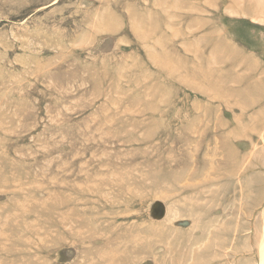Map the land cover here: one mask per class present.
<instances>
[{"label": "rangeland", "instance_id": "374dc122", "mask_svg": "<svg viewBox=\"0 0 264 264\" xmlns=\"http://www.w3.org/2000/svg\"><path fill=\"white\" fill-rule=\"evenodd\" d=\"M0 264H264V0H0Z\"/></svg>", "mask_w": 264, "mask_h": 264}]
</instances>
